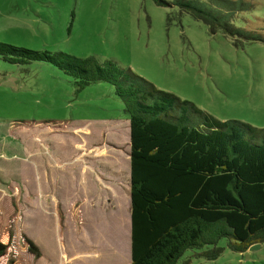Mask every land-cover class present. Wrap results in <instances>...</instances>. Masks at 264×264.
Masks as SVG:
<instances>
[{
  "label": "rangeland",
  "instance_id": "374dc122",
  "mask_svg": "<svg viewBox=\"0 0 264 264\" xmlns=\"http://www.w3.org/2000/svg\"><path fill=\"white\" fill-rule=\"evenodd\" d=\"M243 1L251 10L242 25L264 37V0ZM168 12L151 0H0V43L113 61L219 121L264 129V40L234 46L189 14L168 21ZM122 109L107 83L77 89L48 63L0 57V210L6 198L17 207L0 220L14 228L19 264H129ZM219 246L215 260L189 264H264V243L242 253Z\"/></svg>",
  "mask_w": 264,
  "mask_h": 264
},
{
  "label": "trees",
  "instance_id": "16d2710c",
  "mask_svg": "<svg viewBox=\"0 0 264 264\" xmlns=\"http://www.w3.org/2000/svg\"><path fill=\"white\" fill-rule=\"evenodd\" d=\"M151 1L169 10L168 21L189 14L234 46L264 40L242 25L239 15L251 10L243 0ZM0 57L20 65L48 63L77 89L96 82L113 87L129 127V264L213 261L223 250L220 242L237 253L264 243V129L219 121L113 61L3 43ZM4 204L0 217H13L17 207L7 198ZM3 222L0 264H19L14 228ZM25 240L28 254L38 258L37 246Z\"/></svg>",
  "mask_w": 264,
  "mask_h": 264
},
{
  "label": "crops",
  "instance_id": "0c3cea01",
  "mask_svg": "<svg viewBox=\"0 0 264 264\" xmlns=\"http://www.w3.org/2000/svg\"><path fill=\"white\" fill-rule=\"evenodd\" d=\"M77 258H82L84 260V262H87L86 260L91 259L93 264H95L100 259H103L102 260L103 262H101V264H113L111 261L108 262L110 257H77ZM112 259H113V257H112ZM96 264H100V263L97 262Z\"/></svg>",
  "mask_w": 264,
  "mask_h": 264
},
{
  "label": "water",
  "instance_id": "95a60500",
  "mask_svg": "<svg viewBox=\"0 0 264 264\" xmlns=\"http://www.w3.org/2000/svg\"><path fill=\"white\" fill-rule=\"evenodd\" d=\"M253 246H254V247H257V246H259V244H254ZM250 247H251V246H250Z\"/></svg>",
  "mask_w": 264,
  "mask_h": 264
}]
</instances>
